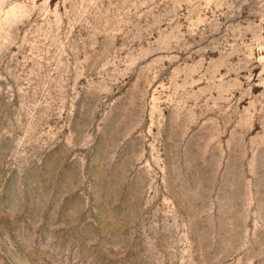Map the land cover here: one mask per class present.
<instances>
[{
    "label": "rangeland",
    "instance_id": "obj_1",
    "mask_svg": "<svg viewBox=\"0 0 264 264\" xmlns=\"http://www.w3.org/2000/svg\"><path fill=\"white\" fill-rule=\"evenodd\" d=\"M0 264H264V0H0Z\"/></svg>",
    "mask_w": 264,
    "mask_h": 264
}]
</instances>
